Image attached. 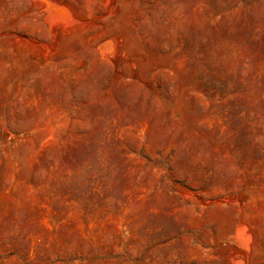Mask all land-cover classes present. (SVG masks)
Listing matches in <instances>:
<instances>
[{
	"label": "rangeland",
	"instance_id": "obj_1",
	"mask_svg": "<svg viewBox=\"0 0 264 264\" xmlns=\"http://www.w3.org/2000/svg\"><path fill=\"white\" fill-rule=\"evenodd\" d=\"M0 264H264V0H0Z\"/></svg>",
	"mask_w": 264,
	"mask_h": 264
},
{
	"label": "bare ground",
	"instance_id": "obj_2",
	"mask_svg": "<svg viewBox=\"0 0 264 264\" xmlns=\"http://www.w3.org/2000/svg\"><path fill=\"white\" fill-rule=\"evenodd\" d=\"M48 7V6H47ZM244 239V238H243Z\"/></svg>",
	"mask_w": 264,
	"mask_h": 264
}]
</instances>
